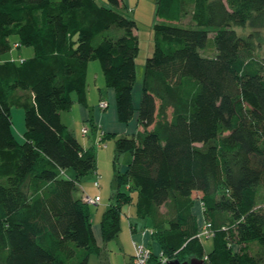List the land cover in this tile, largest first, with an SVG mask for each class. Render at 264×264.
I'll list each match as a JSON object with an SVG mask.
<instances>
[{"label": "trees", "instance_id": "trees-1", "mask_svg": "<svg viewBox=\"0 0 264 264\" xmlns=\"http://www.w3.org/2000/svg\"><path fill=\"white\" fill-rule=\"evenodd\" d=\"M124 9L123 0H0V54L33 50L28 60L0 61V264H87L101 252L91 204L74 194L88 172L99 187L94 146L83 147L61 120L73 103L87 105L91 60L114 91L118 121L136 117L139 125L131 135L97 138L114 139L101 241L119 234L123 205L134 202L153 255L264 264V0H156L136 107L139 42ZM13 108L23 110L20 141ZM123 152L130 159L121 169ZM193 193L210 224L209 252Z\"/></svg>", "mask_w": 264, "mask_h": 264}, {"label": "rangeland", "instance_id": "rangeland-1", "mask_svg": "<svg viewBox=\"0 0 264 264\" xmlns=\"http://www.w3.org/2000/svg\"><path fill=\"white\" fill-rule=\"evenodd\" d=\"M99 4L103 3V0H96ZM126 3V7L124 12L127 16L133 18L136 22L135 33L139 42V51L136 57L135 64V83L133 86L132 93L135 94L137 91L138 94L141 93V78L143 74V67L146 57L150 56L153 49V31L152 24L154 23L155 17V6L156 0H124ZM189 15L184 18V22H188ZM238 33L246 34L248 33V28H237ZM264 35V30L262 31ZM264 48V45H263ZM33 54L32 47L21 46V47H13L10 50L0 54V61L7 59H15L17 62L20 58L30 59ZM92 64H94V68L90 67V73L97 71L99 74L101 72L100 65L97 60H92ZM96 67V69H95ZM98 68V70H97ZM89 73V74H90ZM90 81V80H89ZM140 99V95H139ZM17 112L20 115H17ZM23 110L20 108H14L12 113L13 120V131L16 134V137L22 138L20 134V130L24 129V121H23ZM22 113V114H21ZM21 116V118H20ZM72 116V115H71ZM70 117V114L67 115V118ZM66 118V117H65ZM68 118V119H69ZM134 121L136 117H133ZM133 119L128 123V127L133 129ZM72 123V120H69ZM70 123V122H69ZM87 129L90 128L88 124H85ZM69 128L73 129V133H77L78 139L82 142L81 134L78 131H74L72 124H69ZM91 129V130H90ZM89 129L88 136H92V140H88L89 144L94 146V152L96 157V171L100 175L99 178V187H95L93 185V181L96 179L95 172H88L83 177H80L78 180L79 187L74 191L75 195H80V188L84 189L88 194L94 196L95 194H99L100 202L96 204L89 205V218L92 224V228L95 233V237L97 242L102 246L101 252L99 254H91L88 258L87 264H122L124 261H129V251L131 250L132 243V234H130L129 230V221L136 225V234H140L141 229L144 228V224H146L145 220L137 217L135 215V205L134 202H128L123 205L121 221L122 226L119 234L103 243L100 238V228H99V220H100V210L103 211L104 207L108 205L109 197L111 194V190H113V179H114V139L112 137H107L103 141L98 142L96 138H94V130L92 128ZM21 130V131H22ZM118 135H126L125 133ZM86 136L88 139H90ZM90 136V137H91ZM130 159L129 152H123L119 155L116 165L123 169L126 166L127 162ZM67 177H74V170L72 168H67L63 172ZM120 190H126L124 185L121 186ZM200 193H193V197L195 198L193 204V211L198 217L199 225L206 224L209 221L204 219L205 213L202 212L201 203L199 202ZM202 244L204 246L205 252L211 251L213 247V240L211 236L201 237ZM156 248V245H154ZM234 249L237 250V247L234 246Z\"/></svg>", "mask_w": 264, "mask_h": 264}, {"label": "crops", "instance_id": "crops-1", "mask_svg": "<svg viewBox=\"0 0 264 264\" xmlns=\"http://www.w3.org/2000/svg\"><path fill=\"white\" fill-rule=\"evenodd\" d=\"M123 4H124V7H126V3L124 0H123ZM154 19H155V17H154ZM91 61H89L88 65H87V75H86V77H87L86 78L87 79V91H86V103H87V105L82 106L79 103L75 102V103H73V105L71 106V108L69 110L61 113L62 122H64L68 127H69V124H72L74 131L75 132L78 131V133L81 134L82 142L78 139L77 133H74V135L80 141V143L83 145V147L90 146L88 140H92L91 139L92 136L87 135L90 128H88V131L86 134H83L82 129H81L85 126V124H88L86 122V120L88 118H92V122L94 124V126L92 128L94 130V133H92V135H94V138H96V140L102 132H112V133H115L116 135L122 134V133H125L126 135H131L132 133H134L139 128V125H137V123H136V121H134V119H133L134 122H133V126H132L133 129L127 128L128 123H130V122H128L127 124H123V123H120L118 121L117 114H116V107H115L114 91L105 85L104 78H103L101 72H100V74L97 71L90 73L89 68L90 67L94 68V64H92L93 62H91ZM135 64H136V60H135ZM95 69H96V67H95ZM97 70H98V68H97ZM139 95H140V93L138 94L137 91L135 92V94L132 93V103H133V106H135V107L139 103V100H140ZM100 100H106L107 101L106 109H104V110L98 109L97 105H98ZM13 109L11 110V116L13 113ZM69 114H70V117H72L71 119L69 117H68L69 119L67 118V115H69ZM17 115H20V113L17 112ZM20 118H21V116H20ZM69 120H72V123ZM12 126H13V120H12ZM21 130H22V127H21ZM21 130H20V134L22 135L24 129L22 131ZM71 130H73V129H71ZM13 133H14V131H13ZM14 135L16 137L15 133H14ZM86 136H88L90 139H88ZM16 139L19 141L21 140V138H18V137H16ZM80 189H81L82 194H88L84 189H82V188H80ZM88 195H90V194H88ZM90 196H92V195H90ZM105 208L106 207H104V209ZM99 213L101 216V213H102L101 210ZM120 223L122 226V221H120ZM128 224H129L130 234H132V240H136V241H140V242L142 241L144 243H146V242L148 243L149 239L141 236L140 234L135 233L136 232V225L134 223L129 221ZM151 245L153 247L156 244H155V242H152ZM154 249H156V248H154ZM132 251H133V248H132V243H131V250L129 251V258L131 257ZM129 261H130V259H129ZM125 263H126V261H124L122 264H125Z\"/></svg>", "mask_w": 264, "mask_h": 264}, {"label": "built area", "instance_id": "built-area-1", "mask_svg": "<svg viewBox=\"0 0 264 264\" xmlns=\"http://www.w3.org/2000/svg\"><path fill=\"white\" fill-rule=\"evenodd\" d=\"M16 46V44H14ZM23 59L20 58V62H22ZM100 109H104L107 106V102L102 100L98 104ZM82 132H85V129H82ZM94 186H98L97 181L94 182ZM83 200L87 204H97L100 201V198L98 195L96 196H90V195H83ZM210 224L206 223L202 226L199 235L200 236H208L209 235V228ZM151 233V230H148V232L145 233ZM144 233V232H143ZM167 263V257L163 255L161 251L156 253L155 255L152 254L151 249L147 246V244H144L143 242H134L133 243V256H132V264H166Z\"/></svg>", "mask_w": 264, "mask_h": 264}, {"label": "water", "instance_id": "water-1", "mask_svg": "<svg viewBox=\"0 0 264 264\" xmlns=\"http://www.w3.org/2000/svg\"><path fill=\"white\" fill-rule=\"evenodd\" d=\"M167 264H207L203 259L192 257L189 260L179 261V260H168Z\"/></svg>", "mask_w": 264, "mask_h": 264}]
</instances>
